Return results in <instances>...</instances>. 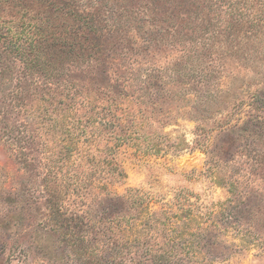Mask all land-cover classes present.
Returning <instances> with one entry per match:
<instances>
[{
	"label": "trees",
	"instance_id": "1",
	"mask_svg": "<svg viewBox=\"0 0 264 264\" xmlns=\"http://www.w3.org/2000/svg\"><path fill=\"white\" fill-rule=\"evenodd\" d=\"M38 1L52 22L27 29L22 24V36L15 38L2 35L0 118L22 120V136L7 138L26 166L32 136L24 130L40 126L42 191L51 229L79 264H204L202 248L218 242L208 226L181 230L171 210H151L139 191L123 196L107 185L86 204L95 178L93 166L81 162L121 176L115 155L125 140L138 139L134 117L177 99L192 100L194 118L200 120L196 130L218 128L224 145L238 131L259 129L264 88H244L251 80L247 72H254L256 81L264 77V0ZM238 90L252 102L234 100L230 107L247 104L256 115L249 113L239 124L242 117L227 113L205 128L204 120ZM13 140L22 142L13 145ZM99 142L102 148L96 147ZM68 191L77 194L82 206L77 212ZM229 192L233 198L220 207V215L239 223L234 227L243 243L264 250V232L249 225L253 209L242 201L256 195ZM217 213H207L212 222ZM100 237L98 253L101 243L93 240Z\"/></svg>",
	"mask_w": 264,
	"mask_h": 264
},
{
	"label": "rangeland",
	"instance_id": "2",
	"mask_svg": "<svg viewBox=\"0 0 264 264\" xmlns=\"http://www.w3.org/2000/svg\"><path fill=\"white\" fill-rule=\"evenodd\" d=\"M50 15L48 9L40 7L38 0H0V50L4 48L2 35L22 36V24L27 29L50 23L53 21ZM3 63L4 59L0 65ZM253 73H246L251 78L244 88L247 92L253 91L256 85L264 88V77L256 81L257 76ZM2 74L3 71L0 72L1 82ZM4 89V84L0 83V97ZM247 92L235 91L228 102L218 104L209 119L202 123L204 127H213V120L223 118L227 113H233L232 119L242 117L239 124L249 113L256 115V110L247 104H240V109L230 107L234 100L252 102ZM193 104L190 99H177L163 103L162 108L145 111L144 118L135 116L138 139L125 140L115 155L121 176L104 175L101 168L94 165L97 163L82 161L84 166H93L95 178L86 191L85 202L88 204L91 198L101 195L103 185H107L108 191L123 196L139 191L148 199L151 210L168 209L176 214L178 220L174 218L173 221L181 230H195L198 223L212 230L218 242L202 248L204 264H264V250L243 243L234 227L236 220H225L219 213L220 207L228 203L227 199L233 198L229 191L237 192L241 197L256 195L242 201L251 204L253 209L249 225L259 233L264 232V226H260L264 221V123L260 130L251 126L247 131H238L237 138L224 145L225 137L218 128L204 133L196 130L200 120L194 118ZM259 114L264 122V106ZM4 116L0 118V264H79L71 248L61 243L51 229L52 223L47 216L44 202L47 192L42 191L41 179L45 169L40 165L43 137H40L39 124L28 125L23 133L32 136L27 153L29 166H26L9 144L12 138L22 136V120L18 115ZM13 142V145H20L22 140ZM103 142L96 147L102 148ZM90 147L98 158L99 154ZM68 194L75 200L74 210L81 208L77 194L70 191ZM217 211L218 217L212 222L207 213ZM199 212L204 214L203 218L199 217ZM97 241L101 243V237L93 243ZM101 245L98 253H101ZM179 257L184 258L182 254Z\"/></svg>",
	"mask_w": 264,
	"mask_h": 264
}]
</instances>
